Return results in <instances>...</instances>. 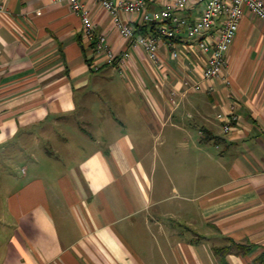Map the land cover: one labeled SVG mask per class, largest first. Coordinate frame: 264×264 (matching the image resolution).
Listing matches in <instances>:
<instances>
[{
    "label": "crops",
    "instance_id": "crops-1",
    "mask_svg": "<svg viewBox=\"0 0 264 264\" xmlns=\"http://www.w3.org/2000/svg\"><path fill=\"white\" fill-rule=\"evenodd\" d=\"M81 1L95 34L115 53L130 52L123 73L117 61L107 65L96 57L68 0H0V264H259L264 23L246 11L222 78L204 83L210 91H193L184 82L200 79L202 54L192 49L172 60L171 48L161 42L158 66L141 49L128 47L106 9ZM120 16L133 28L143 24L138 17ZM182 16L195 19L193 12ZM177 40L176 49L193 45ZM117 72L127 91H117ZM185 113L198 129L195 149L213 143L220 154L217 173L202 172L211 174L212 184L195 198L201 219H191L188 228L198 236L199 223L206 224L211 243L209 249L190 243L163 250L161 201L148 195L155 164L142 161L149 153L144 145L164 136L167 127L192 136ZM227 115L229 132L219 119ZM153 204L158 216L150 214ZM143 212L151 246L140 251L117 225L128 221V229L137 231L135 218ZM229 240L254 248L222 260L214 249Z\"/></svg>",
    "mask_w": 264,
    "mask_h": 264
},
{
    "label": "built area",
    "instance_id": "built-area-1",
    "mask_svg": "<svg viewBox=\"0 0 264 264\" xmlns=\"http://www.w3.org/2000/svg\"><path fill=\"white\" fill-rule=\"evenodd\" d=\"M106 9L112 19V24L119 36L128 44L131 50L141 49L154 64L161 66L159 44L165 42L171 48L170 58L180 60L184 51H196L205 57L206 64L200 79L193 82L187 80L193 91L212 90L204 83L222 78L226 65V53L238 32L239 24L248 11L264 23V0H94ZM71 9L78 13L83 28L86 43L92 48L96 57L103 64L110 65L117 61L120 73L126 70L130 60L129 51L115 53L108 45L106 38L95 34V25L90 11L81 0H68ZM153 9L149 10L148 7ZM126 13L140 18L142 23H156L154 33L136 34L134 28L125 22L120 13ZM193 12L194 21L183 13ZM186 38L193 45L176 49L174 39ZM183 54V55H181ZM185 58V56H183ZM99 66L95 65V68ZM194 68V66H193ZM228 84V81L224 79ZM225 132L231 130L230 117L219 118Z\"/></svg>",
    "mask_w": 264,
    "mask_h": 264
},
{
    "label": "rangeland",
    "instance_id": "rangeland-1",
    "mask_svg": "<svg viewBox=\"0 0 264 264\" xmlns=\"http://www.w3.org/2000/svg\"><path fill=\"white\" fill-rule=\"evenodd\" d=\"M122 77L117 72L116 80L119 83L117 91H127L126 80L122 79ZM186 87L189 88L190 84L186 85ZM188 115V113H185L182 119L192 124V128L188 129L192 130V136L167 127L164 136L160 135L158 139L154 140L150 138L144 145L149 150V153L142 161L144 163H152V165L155 164L154 172L149 174L150 187L148 195L153 202L161 201V216L159 218L164 221V233L167 237L166 240L160 239L161 241L159 242L163 250H169L173 248L172 246L179 247V245L184 246L190 243L204 244L209 249L211 243L209 239L212 232L207 230L206 224L202 225L199 223L198 236L194 234L193 230L191 231L188 228H190L189 221L191 219L198 218V221L201 219L197 208L198 204L194 202L195 198L200 196L212 184L211 180L213 177L210 176L211 174L206 177V175L202 176V172L205 173L207 171L209 173L214 171V173H217L220 154L213 143H199L205 150L195 149L198 145H194V133H197L198 129L193 125L194 119L188 117ZM118 119L126 122L123 117L118 116ZM174 119L176 121V118ZM41 150L42 147H40V150L38 149V151ZM69 161L71 162L72 160ZM194 173H196V176ZM184 182H188L190 186L188 185L187 187ZM153 206L154 204L150 214L158 216L157 208ZM145 218H148V214L145 212L136 216L137 228L135 230L137 231L128 229V221H123L117 225L123 237L132 241L140 251L151 246V243H149L150 239L143 226ZM56 220L57 225L62 226L61 221H58V216H56ZM191 228L193 229V227ZM213 237L220 238L217 234L213 235ZM217 242L221 243V238ZM152 247L156 249L153 244ZM166 253V260L169 262L171 257L169 252Z\"/></svg>",
    "mask_w": 264,
    "mask_h": 264
},
{
    "label": "trees",
    "instance_id": "trees-1",
    "mask_svg": "<svg viewBox=\"0 0 264 264\" xmlns=\"http://www.w3.org/2000/svg\"><path fill=\"white\" fill-rule=\"evenodd\" d=\"M156 23H143L142 25H136L134 31L136 34L145 35L148 33H154L156 31ZM173 43H179L177 39L172 41ZM229 244L223 247L215 248L214 251L219 255L222 260L227 254H237V255H248L250 251L254 248L251 244H239L229 240ZM257 263L264 264V252L256 259Z\"/></svg>",
    "mask_w": 264,
    "mask_h": 264
}]
</instances>
